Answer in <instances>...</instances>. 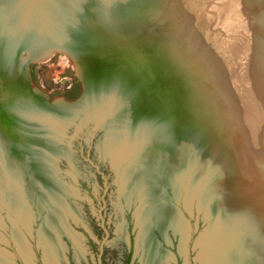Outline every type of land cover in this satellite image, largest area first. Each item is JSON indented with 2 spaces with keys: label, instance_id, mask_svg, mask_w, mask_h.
I'll list each match as a JSON object with an SVG mask.
<instances>
[{
  "label": "rangeland",
  "instance_id": "obj_1",
  "mask_svg": "<svg viewBox=\"0 0 264 264\" xmlns=\"http://www.w3.org/2000/svg\"><path fill=\"white\" fill-rule=\"evenodd\" d=\"M19 1L26 17L54 25L42 27L51 33L59 19L68 21L69 9L77 4V0ZM120 1L129 3V0ZM151 2L143 0L135 5L134 20L156 39L160 53L167 51L173 36L186 27L192 33L191 41L196 32L192 49L196 55L191 54L196 60L190 66L196 65L197 79H203L207 64L214 67L209 69L215 82L212 99H207L211 89L204 85L196 89V109L199 108L208 125L209 134L202 137L196 131V136L200 135L196 150L186 143L185 148L178 149V155L169 151L167 154L156 146L159 138L154 140V148L152 139L143 138L150 135L133 131L136 121L117 102L108 106L110 99L92 101L79 117L55 126L56 134L48 141L58 151L52 153L53 159L45 166L58 169L53 175L60 187L58 193L46 189L43 195L32 177L27 183L30 180L27 168L12 165L15 177L18 174L20 177L18 181L14 177L10 179V160L4 153V162L8 164L0 168V226L3 222L8 225L0 229L5 237V242L0 244V264H44L43 257L47 264H98L102 246V264H140L137 245L142 228L139 222H142L141 213L150 207L149 185L162 197L166 195L170 209L182 223L175 225L165 219L164 234L151 225L155 241L170 255L169 264H206V252L227 218L225 204L237 200L231 185L239 186L241 181L248 180L264 181L255 177L258 173L264 174V161L259 160L264 154V110L255 113L254 101L263 97L264 89L261 90L263 85L258 86L257 74L252 72L258 68L264 77V0ZM162 6L168 12V20L157 18ZM73 11L75 17L77 10ZM2 13L0 3V21L7 20ZM62 26L64 29L65 24ZM57 28H61L59 24ZM38 62L29 65L30 81L50 102L81 98L84 85L68 51L56 52L49 60ZM245 69L247 75L242 72ZM189 70L183 71L184 79L188 78ZM214 95L223 101L227 99V106L215 108L212 103L222 100L214 99ZM207 116L217 128L215 136ZM124 126L129 134L126 143L117 138ZM223 136L227 146L230 142L229 147L221 144ZM207 138L212 144L209 145ZM31 155L30 160L24 159L27 163L34 162ZM148 156L151 173L143 176L138 172ZM254 159L259 168L252 166ZM120 165L119 170L114 169ZM15 192L23 209L19 205L13 207L18 203L14 202ZM12 207L17 214H13ZM56 209L58 221L53 224L51 219ZM46 222H50L51 234L56 236L55 241L50 239L53 245L41 234L40 238L37 236L41 228L48 226ZM31 228L33 235L29 233ZM22 241L29 251L27 256L22 252ZM18 248L26 262L17 255Z\"/></svg>",
  "mask_w": 264,
  "mask_h": 264
},
{
  "label": "water",
  "instance_id": "obj_2",
  "mask_svg": "<svg viewBox=\"0 0 264 264\" xmlns=\"http://www.w3.org/2000/svg\"><path fill=\"white\" fill-rule=\"evenodd\" d=\"M139 1L143 0H129L127 4L120 0H84L74 22L64 26L65 32L61 37L64 44L54 41V45L68 51L83 82L84 94L75 101L50 102L30 81L29 65L36 64L35 49L44 46L52 33L49 30L46 32L42 25L33 27L20 21H5L9 29L0 26V168L8 164L4 162L5 153L10 160L9 167L20 165L28 169L29 177L38 183L42 195L46 189L58 193L60 184L53 175L58 169L45 166L58 149L48 140L55 136V126L73 121L78 109L90 97L117 102L136 121L133 131L150 135L143 138L152 139L153 142L149 143L154 148L157 137L160 142H156L159 143L156 146L164 152L178 155V149L185 148L186 143L196 150L199 136L209 134L208 125L202 119L199 108L196 109V89L203 85L214 89V75L212 70L209 71L214 67L207 64L203 79H197L196 65L195 68L190 66L196 60V56L191 58V54L196 55L192 51L196 32L191 41L192 33L186 27L182 28L183 33L173 36L167 51L160 53L156 39L134 20L137 11L134 7ZM153 1L156 0H152V4L155 3ZM161 13H157V18L168 20V12L163 6ZM157 40L162 45L159 37ZM187 68L190 69L188 78L184 79L182 73ZM212 97L210 94L207 99ZM214 99L218 100L217 96L214 95ZM212 104L215 108L227 106L223 100ZM127 130L124 126L117 136L120 141L128 139ZM196 131L200 134L198 137ZM168 136L165 146L162 142ZM223 140L221 144L229 147L230 142L227 146L225 136ZM17 152L21 155L17 156ZM31 153L34 162L27 163L24 159L30 160ZM120 167L122 165L114 169L119 170ZM47 216L43 219L42 228ZM2 224L0 229L8 225ZM42 228L37 233L39 238ZM30 234L33 235L32 230ZM3 242L5 237L0 234V244ZM16 251L23 259L18 249ZM102 253L103 246L98 264H102ZM42 262L47 264L44 257Z\"/></svg>",
  "mask_w": 264,
  "mask_h": 264
},
{
  "label": "bare ground",
  "instance_id": "obj_3",
  "mask_svg": "<svg viewBox=\"0 0 264 264\" xmlns=\"http://www.w3.org/2000/svg\"><path fill=\"white\" fill-rule=\"evenodd\" d=\"M8 1V0H7ZM11 2L6 3V0H1V7H2V14L7 18L4 21H0V26L3 29H9L6 28V23L8 21L11 22H24L27 24H31L33 27L38 25L41 26L45 29L44 25H50L47 24V21H40L37 20V18L32 17H26L24 12L25 8L23 7V4L19 0H10ZM84 1V0H83ZM82 1L77 0V4L75 7H71L69 10L68 17L64 16L68 21H64L62 19H59L58 23L56 24L55 29H51L52 33L44 46H40L36 48L35 50L37 51L34 53V58L36 59L35 61L38 63H43L42 61L49 60L51 57L54 56L56 52L63 51L64 49L61 47H57L54 45V41L59 42L61 45L64 44V41L62 40V34H64V29L62 24L69 23V22H74V15H72L73 9L78 10V6H80ZM78 7V8H77ZM32 15V14H31ZM72 18V19H71ZM58 19V18H57ZM6 21V23H5ZM10 22V25L12 24ZM53 23V22H52ZM58 24L60 25V29L57 28ZM54 26V25H50ZM58 29V30H57ZM54 30H57L54 32ZM61 30V34L58 35L59 31ZM46 32H48L46 30ZM42 44V43H40ZM65 52V51H64ZM41 61V62H40ZM75 63V61H74ZM76 65V63H75ZM76 70H77V65H76ZM78 71V70H77ZM241 72V70L239 71ZM244 75L248 74L247 69L242 71ZM241 72V73H242ZM255 74H257V79L256 82L261 86V90L264 89V77H261V70L256 68L255 71H252ZM224 82V81H222ZM259 82V83H258ZM256 85V84H255ZM260 89V88H258ZM257 90V86H256ZM211 92L209 94H212L214 90H210ZM264 92V90H263ZM258 94V93H256ZM263 97H259L260 99L254 100L256 102V108H255V113H260L261 110H264V93ZM262 96L261 94H258ZM257 97V95H256ZM105 98H99L96 99L90 97L76 112V116H80L79 114H82L85 110L86 104L92 102V101H97L101 102ZM218 101L220 98H217ZM58 101H63V99H59ZM67 101V100H66ZM112 101V102H111ZM109 103H113V100H111ZM226 103L228 100L226 99ZM205 104V103H204ZM204 106V105H203ZM206 107V105H205ZM82 111V112H81ZM202 113V112H201ZM206 114V113H205ZM211 115L214 113L211 112ZM74 114H72L73 116ZM207 115V114H206ZM228 116L231 117L232 113L230 111L229 107V113ZM208 117V116H207ZM209 121L211 122V126H213V133L214 136L217 133V128L215 124L211 121V119L208 117ZM71 122V121H70ZM167 133V132H165ZM172 134V133H171ZM131 136V135H130ZM134 138V137H133ZM131 139V138H130ZM168 139L167 138L163 139V144H168ZM132 140V139H131ZM120 142V140H119ZM126 143V141H125ZM149 145V144H148ZM180 149V148H179ZM154 150V149H152ZM165 154V153H164ZM169 154V153H167ZM262 154L260 156L261 161H264ZM150 156L147 158L146 163H142L145 165L143 168L139 170L138 173H141L143 176L146 172L150 174L151 172L149 171L150 165H149V160ZM257 159H254L252 161V166H255V168H259V164L256 165L255 163ZM259 162V161H258ZM11 177H14V179L17 180L18 177H20V174H18L15 177V173L11 167ZM28 172V171H27ZM29 173V172H28ZM139 174V175H141ZM258 178H264L263 173H258L256 174ZM136 176V175H135ZM30 179V177H29ZM33 179V178H32ZM30 179L27 183H30L32 181ZM35 180V179H34ZM18 181V180H17ZM36 182V181H35ZM37 183V182H36ZM233 190V196L237 199L236 201H228V204H225V208L227 210L226 212V220H224L221 223V226L217 229V236L213 239L210 248L207 250V256H208V261L206 264H264V181L262 182H257L254 180H248V181H241V184L239 186H232ZM149 191L148 192V199L150 202V207L144 210L142 214V222H139L140 227L142 228L140 237L138 240V245H137V250L138 253H140V264H169L170 262V255L164 251L160 244L157 243L155 240L156 238L153 235V230L151 229V225L153 229L156 231H161L164 234V224H165V219L167 221H173L175 225H182L181 221L179 220L178 216L176 215L175 212H173L170 207H169V202L165 198L166 195L162 197V194H158V190H156L155 187L152 185H149ZM157 193V194H156ZM13 194V193H12ZM17 192H15L14 202H18L17 204H13V207H18L19 205L23 209V205L20 204L18 199H20L17 195ZM12 207V209H13ZM43 211V210H42ZM55 211V210H54ZM13 214L16 213V210H12ZM53 216L51 221H53V224L56 223L58 220V213L57 209ZM27 214V211H23V215ZM15 215V214H14ZM54 218V219H53ZM140 219V217H139ZM31 222V221H30ZM49 223L46 222V226L42 231H40L41 237L47 238L48 243L51 241L56 240V236L52 235L49 228ZM138 224V225H139ZM25 228V227H24ZM32 230V228H31ZM31 230L29 233H31ZM50 230V231H49ZM49 232V235L47 236L46 234ZM54 234V232H53ZM51 239V241H50ZM184 241V240H183ZM50 244V243H49ZM53 245V242H51ZM15 245L18 247L17 243L15 242ZM21 247H22V252L24 255H28L29 251L26 248L24 242H21ZM56 246H54L55 248ZM184 243L182 246V249H184ZM19 250V248H18ZM28 252V253H27ZM19 253L21 254L20 250ZM25 257V256H24ZM50 260V259H48Z\"/></svg>",
  "mask_w": 264,
  "mask_h": 264
}]
</instances>
